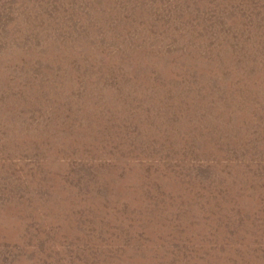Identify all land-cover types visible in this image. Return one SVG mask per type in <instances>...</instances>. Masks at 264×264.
<instances>
[{
  "label": "rangeland",
  "instance_id": "rangeland-1",
  "mask_svg": "<svg viewBox=\"0 0 264 264\" xmlns=\"http://www.w3.org/2000/svg\"><path fill=\"white\" fill-rule=\"evenodd\" d=\"M0 264H264V0H0Z\"/></svg>",
  "mask_w": 264,
  "mask_h": 264
}]
</instances>
